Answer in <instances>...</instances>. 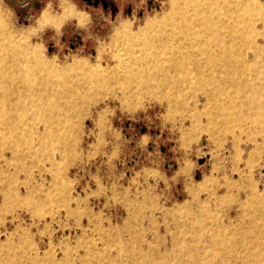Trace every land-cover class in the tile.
<instances>
[{
	"label": "rangeland",
	"instance_id": "rangeland-1",
	"mask_svg": "<svg viewBox=\"0 0 264 264\" xmlns=\"http://www.w3.org/2000/svg\"><path fill=\"white\" fill-rule=\"evenodd\" d=\"M62 1L45 0L20 16L0 0V14L46 58L87 65L106 64L121 23L135 31L161 17L170 3L122 0L129 14L112 18L65 0L85 15L83 24L72 17L58 29L38 28L41 10L48 6L58 14ZM185 77L188 85L153 87L130 103L122 101L116 84L101 87L104 96L74 120L69 153L44 143L36 164L29 163L33 149L15 153L0 136V264H212L219 258L238 262L248 250L264 249V118L255 119L245 107L244 117L229 115L212 99V86ZM237 90L226 87L220 95ZM12 108V120L33 131L29 117L16 113L27 107ZM15 154L28 156L17 159L23 167L16 166Z\"/></svg>",
	"mask_w": 264,
	"mask_h": 264
},
{
	"label": "bare ground",
	"instance_id": "bare-ground-1",
	"mask_svg": "<svg viewBox=\"0 0 264 264\" xmlns=\"http://www.w3.org/2000/svg\"><path fill=\"white\" fill-rule=\"evenodd\" d=\"M71 17L78 25L85 19L63 4L60 14L44 9L35 23L38 28L58 29ZM119 28L110 38L106 64L100 60L93 65L75 60L59 64L16 36L0 14V136L14 146L15 153L23 147L33 149L29 163L36 164L37 149L44 143L52 151L59 147L68 152L75 118L85 105L103 97L99 90L110 83L121 88L122 101L130 103L153 87L188 85L185 76L192 75L196 84L212 86L216 93L212 99L220 101L229 115L240 119L245 107L255 119L264 118L260 108L264 105V0H170L161 17L135 31L128 23ZM226 87L239 91L220 95ZM244 90L247 94L240 95ZM23 105L27 110L17 111V116L27 115L33 131L12 120V107ZM66 154L61 155L62 162ZM22 156L14 155L18 167H23L17 161ZM256 249L248 250L238 262L219 258L212 264H249L252 259L256 260L252 264H264V249Z\"/></svg>",
	"mask_w": 264,
	"mask_h": 264
},
{
	"label": "flooded vegetation",
	"instance_id": "flooded-vegetation-1",
	"mask_svg": "<svg viewBox=\"0 0 264 264\" xmlns=\"http://www.w3.org/2000/svg\"><path fill=\"white\" fill-rule=\"evenodd\" d=\"M5 1L8 2L12 6V8L17 13H19L20 16L23 13H28L30 10L38 8L43 2H45V0H5ZM73 1H80L82 3L88 4L89 6H92L93 8H100L104 14L110 15L112 18H115L116 16L120 15L123 11L125 12V14H129L130 9H131L129 4H125L123 6L122 0H73ZM63 4L69 5L76 12L74 7L72 5H70L67 1H65V0L62 1L60 4V7ZM48 8H50V7L47 6L44 9H48ZM43 10H41V11H43ZM76 13H78V12H76ZM58 14H60V12ZM79 14H81V13H79ZM81 15H83V14H81ZM83 16H85V15H83ZM35 22H36V20H35ZM121 24H123V23H121Z\"/></svg>",
	"mask_w": 264,
	"mask_h": 264
},
{
	"label": "built area",
	"instance_id": "built-area-1",
	"mask_svg": "<svg viewBox=\"0 0 264 264\" xmlns=\"http://www.w3.org/2000/svg\"><path fill=\"white\" fill-rule=\"evenodd\" d=\"M199 149V154L202 158L208 156V151H207V145L203 139L200 140V145L198 147ZM228 148L223 149V155H222V164L224 165V170L226 171L228 168Z\"/></svg>",
	"mask_w": 264,
	"mask_h": 264
},
{
	"label": "water",
	"instance_id": "water-1",
	"mask_svg": "<svg viewBox=\"0 0 264 264\" xmlns=\"http://www.w3.org/2000/svg\"><path fill=\"white\" fill-rule=\"evenodd\" d=\"M199 162H202V160H200Z\"/></svg>",
	"mask_w": 264,
	"mask_h": 264
}]
</instances>
